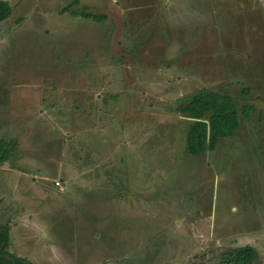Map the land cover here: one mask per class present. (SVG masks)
<instances>
[{
    "label": "rangeland",
    "instance_id": "1",
    "mask_svg": "<svg viewBox=\"0 0 264 264\" xmlns=\"http://www.w3.org/2000/svg\"><path fill=\"white\" fill-rule=\"evenodd\" d=\"M6 1L0 138L19 143L0 169L10 252L221 264L251 246L264 264V0ZM204 89L232 95L241 126L192 156L178 111Z\"/></svg>",
    "mask_w": 264,
    "mask_h": 264
},
{
    "label": "trees",
    "instance_id": "2",
    "mask_svg": "<svg viewBox=\"0 0 264 264\" xmlns=\"http://www.w3.org/2000/svg\"><path fill=\"white\" fill-rule=\"evenodd\" d=\"M79 3V0H75ZM14 7L9 1L0 0V23L12 17ZM74 16H82L102 22L107 19L105 14L84 11L73 12ZM98 15L97 18H94ZM254 106L246 105L242 112L250 117L255 111ZM182 116L189 118L187 131V150L192 156H200L217 149L224 138L233 137L241 126L240 112L236 99L229 94L204 89L194 95L191 100L179 107ZM19 143L15 139L0 138V167L10 161L18 150ZM11 227L0 224V264H33L28 259L10 252ZM258 251L251 246L240 247L223 258L221 264H257Z\"/></svg>",
    "mask_w": 264,
    "mask_h": 264
},
{
    "label": "built area",
    "instance_id": "3",
    "mask_svg": "<svg viewBox=\"0 0 264 264\" xmlns=\"http://www.w3.org/2000/svg\"><path fill=\"white\" fill-rule=\"evenodd\" d=\"M56 184H57L58 186H60V187L62 188V190H64V186H62V183H61V182L57 181Z\"/></svg>",
    "mask_w": 264,
    "mask_h": 264
},
{
    "label": "crops",
    "instance_id": "4",
    "mask_svg": "<svg viewBox=\"0 0 264 264\" xmlns=\"http://www.w3.org/2000/svg\"><path fill=\"white\" fill-rule=\"evenodd\" d=\"M2 167H0V169H1Z\"/></svg>",
    "mask_w": 264,
    "mask_h": 264
}]
</instances>
